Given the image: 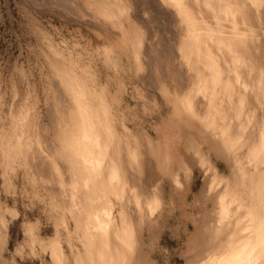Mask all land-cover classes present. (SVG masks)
Segmentation results:
<instances>
[{"label":"clouds","instance_id":"9594fccd","mask_svg":"<svg viewBox=\"0 0 264 264\" xmlns=\"http://www.w3.org/2000/svg\"><path fill=\"white\" fill-rule=\"evenodd\" d=\"M0 264H264V0H0Z\"/></svg>","mask_w":264,"mask_h":264},{"label":"rangeland","instance_id":"374dc122","mask_svg":"<svg viewBox=\"0 0 264 264\" xmlns=\"http://www.w3.org/2000/svg\"><path fill=\"white\" fill-rule=\"evenodd\" d=\"M0 55H3L4 59L11 64L15 62V59L19 55V52L15 49H8L6 52H0Z\"/></svg>","mask_w":264,"mask_h":264},{"label":"snow or ice","instance_id":"6c2138e0","mask_svg":"<svg viewBox=\"0 0 264 264\" xmlns=\"http://www.w3.org/2000/svg\"><path fill=\"white\" fill-rule=\"evenodd\" d=\"M173 4L179 9L180 0H173Z\"/></svg>","mask_w":264,"mask_h":264}]
</instances>
